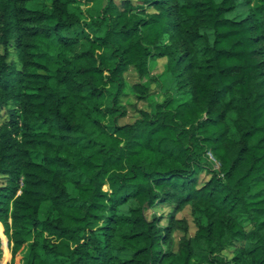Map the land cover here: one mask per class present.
<instances>
[{
	"label": "trees",
	"instance_id": "1",
	"mask_svg": "<svg viewBox=\"0 0 264 264\" xmlns=\"http://www.w3.org/2000/svg\"><path fill=\"white\" fill-rule=\"evenodd\" d=\"M89 1L0 0V264H264V0Z\"/></svg>",
	"mask_w": 264,
	"mask_h": 264
},
{
	"label": "rangeland",
	"instance_id": "2",
	"mask_svg": "<svg viewBox=\"0 0 264 264\" xmlns=\"http://www.w3.org/2000/svg\"><path fill=\"white\" fill-rule=\"evenodd\" d=\"M30 5L37 6L38 2H36V1L30 2ZM85 5L87 7H89L94 12L96 7L98 6V2H97V0H91V1L87 2ZM164 60H165L164 58H159L156 65H153V62L152 63L150 62L151 72L152 73L160 72L162 70V64H163ZM124 75H125V78H126V81H127L128 84L134 82V80H137L136 72L133 70V68H130L129 70H127L124 73ZM162 76H163V82L167 86L169 84V76H168V74H164ZM151 86L154 87L155 84L151 83ZM127 98L129 100L133 99L132 96H129ZM132 101H134V100H132ZM136 103H137L138 106H141V107H144V106L147 105L146 100H144V101L141 100V101H138ZM135 115H136L135 104L134 105L133 104H129L128 105V114L125 117L121 118L120 120L121 121H129ZM47 206H48V202H43L42 203L41 208H40V212H39L41 216H44V214L46 212V209H47ZM166 209H167V207L165 205H160V204H158V205H156L154 207V211H156V213H161V214H162V211H163L164 214H166V212H167ZM177 216L178 217L184 216V217L187 218V220H188V234H192L194 232V230H195V224H194V222L192 220V216L190 215L189 206H185L183 209L179 210L177 212ZM163 221L164 222L166 221L165 217L163 218ZM231 249H232L231 247H227V248H225L223 250V253H225L227 255H230L231 254ZM6 250H7V248H6ZM8 256H9V254H8Z\"/></svg>",
	"mask_w": 264,
	"mask_h": 264
},
{
	"label": "built area",
	"instance_id": "3",
	"mask_svg": "<svg viewBox=\"0 0 264 264\" xmlns=\"http://www.w3.org/2000/svg\"><path fill=\"white\" fill-rule=\"evenodd\" d=\"M211 156V155H210Z\"/></svg>",
	"mask_w": 264,
	"mask_h": 264
}]
</instances>
